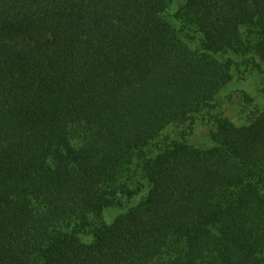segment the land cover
Returning a JSON list of instances; mask_svg holds the SVG:
<instances>
[{"label":"trees","instance_id":"1","mask_svg":"<svg viewBox=\"0 0 264 264\" xmlns=\"http://www.w3.org/2000/svg\"><path fill=\"white\" fill-rule=\"evenodd\" d=\"M171 3L0 0V264H264V105L215 104L229 53L264 74V0Z\"/></svg>","mask_w":264,"mask_h":264},{"label":"rangeland","instance_id":"2","mask_svg":"<svg viewBox=\"0 0 264 264\" xmlns=\"http://www.w3.org/2000/svg\"><path fill=\"white\" fill-rule=\"evenodd\" d=\"M186 0H172L171 8L169 11L162 13V17L171 24V26L179 30V23L174 17L181 6ZM183 32H187V27L183 29ZM181 38L186 41L183 36ZM189 46L193 47L194 42H188ZM238 62V66L232 71V79L226 85H224L221 91L215 98V104L217 108L221 106L224 109L225 116H227L233 123L240 125L248 123L254 117L256 110L262 108L264 105V74L253 68H247V58L250 53L244 50H237L236 52L229 53ZM247 66V67H246ZM261 70L264 71V64H261ZM240 91H245L253 98L251 105L244 104L241 99ZM210 126H207L201 120L197 121L195 126V134L190 138V141L197 146L207 147L210 145V139L207 138ZM184 125H170L166 130L158 137V140L163 138L173 139L179 137ZM144 173L136 167L135 163L125 166L121 169L117 180L127 181L132 187L149 186L147 179L143 175ZM144 194V189L142 193ZM140 195H137L128 202H125L123 209L127 206L134 204L138 201ZM122 209V210H123ZM118 208L107 210L105 213L106 218L111 221L113 217L118 213Z\"/></svg>","mask_w":264,"mask_h":264}]
</instances>
